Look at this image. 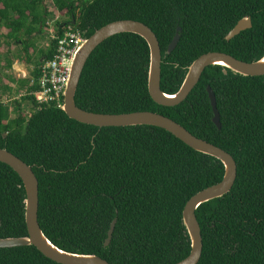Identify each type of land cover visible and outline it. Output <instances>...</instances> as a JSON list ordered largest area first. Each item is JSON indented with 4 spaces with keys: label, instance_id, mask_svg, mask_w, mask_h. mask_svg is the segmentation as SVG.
Listing matches in <instances>:
<instances>
[{
    "label": "trees",
    "instance_id": "1",
    "mask_svg": "<svg viewBox=\"0 0 264 264\" xmlns=\"http://www.w3.org/2000/svg\"><path fill=\"white\" fill-rule=\"evenodd\" d=\"M43 3L0 0V43L6 54L9 47H19L20 61L34 62L33 83L14 103L15 117L9 118L8 107L0 103V150L28 166L35 177L36 222L42 235L61 251L92 255L107 264H176L189 252L182 208L194 194L220 181L221 164L154 127L98 129L69 120L53 106L37 105L30 93L37 89L42 62L55 48L50 40L44 50H35L36 37L50 15ZM52 4L61 17V23L54 24L57 37L66 26L84 39L116 21L147 27L158 44L159 91L165 95L178 90L187 67L203 54L222 53L243 63L264 55V0ZM243 18L249 19L250 28L225 42L224 36ZM175 28L178 40L167 54ZM29 50L36 56L31 58ZM4 62L9 68L10 62ZM147 69L148 50L141 38L109 37L86 59L73 104L92 114H157L228 154L235 164L229 192L194 211L201 239L197 264H264V76L241 77L228 70L223 74L222 68L210 66L180 104L164 108L147 94ZM206 87L214 97L218 130L211 123ZM5 90L0 79V92ZM22 103L29 105L27 116ZM23 199L20 180L0 164V239L26 236ZM113 220L109 243L103 247ZM0 264L55 263L26 246L0 249Z\"/></svg>",
    "mask_w": 264,
    "mask_h": 264
},
{
    "label": "water",
    "instance_id": "2",
    "mask_svg": "<svg viewBox=\"0 0 264 264\" xmlns=\"http://www.w3.org/2000/svg\"><path fill=\"white\" fill-rule=\"evenodd\" d=\"M73 25V22H72ZM250 28L248 18L239 20L224 36L225 42ZM179 28H175L173 37L166 48L170 53L177 40ZM118 34H133L141 38L148 50V69L146 76V90L150 100L157 106L171 108L180 104L199 80L203 70L216 66L239 75L241 77L264 76V55L255 62L243 63L222 53L211 52L197 57L187 67L178 90L172 95H165L159 91V48L154 35L144 25L134 21H116L109 23L94 31L84 40L83 44L74 55L68 79L62 94L61 111L74 122L95 128H123L134 126L154 127L171 135L192 151L211 157L218 161L223 169L220 181L207 187L190 197L181 211V222L189 241L188 255L176 264H197L201 253V239L199 228L194 218V211L198 206L208 201L217 199L227 194L235 179V164L231 157L222 150L206 142L196 139L183 128L171 120L157 114L148 112H135L121 115L92 114L77 109L73 104V96L79 80L82 67L90 53L104 40ZM211 110V123L218 130L220 128L215 101L209 87L205 88ZM0 164L8 167L21 182L23 199V221L26 236L16 239H0V249L16 247H33L41 256L55 264H107L95 256L77 255L67 253L53 246L41 233L37 222V182L31 169L17 158L0 150ZM114 220L110 223L103 247L107 246L113 230Z\"/></svg>",
    "mask_w": 264,
    "mask_h": 264
},
{
    "label": "built area",
    "instance_id": "3",
    "mask_svg": "<svg viewBox=\"0 0 264 264\" xmlns=\"http://www.w3.org/2000/svg\"><path fill=\"white\" fill-rule=\"evenodd\" d=\"M61 32L60 37L50 36V40L55 41L54 51L49 60L42 62L35 82L37 89L30 93L37 105L57 109L62 106V94L74 55L85 40L73 27L66 26Z\"/></svg>",
    "mask_w": 264,
    "mask_h": 264
},
{
    "label": "rangeland",
    "instance_id": "4",
    "mask_svg": "<svg viewBox=\"0 0 264 264\" xmlns=\"http://www.w3.org/2000/svg\"><path fill=\"white\" fill-rule=\"evenodd\" d=\"M43 5L46 8V10H48L50 12V15L45 19V21H47L49 23V21H51L56 15L53 12L54 7H53V4H52V0H44ZM59 19L61 20V17ZM53 28H55V26L49 27L46 30V33L44 31H42V33L39 36L36 37V46H37L36 48L37 49H35V50H39V49L40 50H44L46 48V45L48 43L47 39L49 38V36H51V30H53ZM0 34H2V30L1 29H0ZM0 46H2V43H0ZM8 51H9V54L7 55L5 47H2V49L0 50V68H1L0 69V75H1L0 79L5 78V80H6V79H8V75H10L11 78H13V79L20 78L21 75H20L19 71L28 72V74H29V70L31 68L30 67H27L28 69L24 68V66H22L20 63H18V60H16V61L12 60L11 61L12 65L10 67V70H8V71L5 70V62H4V60L10 61V58H12L13 56L18 57L19 59L23 58V54L20 51L19 47H13L12 49H9ZM35 54H37V53H35ZM33 56H34V52L31 53V57H33ZM14 70H17V72H14ZM6 81H8V80H6ZM13 85L14 84L10 83L8 85V87L10 86V88H14ZM11 90H12L11 92H8V93L6 92V93H1L0 94V103H2V104H4L5 106L8 107V109H9V118H14L15 115H13L12 109L14 107V103L19 101L20 97L18 98V96L20 94H17V92H15L14 89H11ZM28 106L29 105L24 104V103L21 104V112L23 114H25L26 116L29 113Z\"/></svg>",
    "mask_w": 264,
    "mask_h": 264
},
{
    "label": "crops",
    "instance_id": "5",
    "mask_svg": "<svg viewBox=\"0 0 264 264\" xmlns=\"http://www.w3.org/2000/svg\"><path fill=\"white\" fill-rule=\"evenodd\" d=\"M52 13V12H51ZM53 14V13H52ZM56 15H55V17L51 20V21H49V23L47 22V21H45L44 22V26H45V30H43L45 33H46V30L49 28V27H51V26H54V24L55 23H61L59 20V18H60V14L59 13H55ZM56 25V24H55ZM2 30V29H1ZM55 31H56V26H55V28H53V30H51V35L53 34H55ZM4 33V31L2 30V34ZM48 41H50V36H49V38L47 39ZM47 46V45H46ZM2 47H5L4 45H2L1 46V48H0V50L2 49ZM13 47H15V46H11V47H9V49H12ZM37 46H36V44H35V49H37L36 48ZM6 48V47H5ZM32 51V50H31ZM30 50H29V54H30V56H31V52ZM36 51L34 52V57L36 56ZM31 58H33V57H31ZM12 60H14V61H16V60H18V63H20L22 66H24V68H27V67H30L31 69L29 70V74H28V72H24V71H19V73H20V75H21V77L20 78H17V79H13V78H11V76L10 75H8V79H6V80H8V81H6L5 80V78H2L1 79V85L4 87V88H7V90H5V91H2V92H0V94L1 93H8V92H11L12 90L11 89H14L15 90V92H17V94H20L19 96H18V98L19 97H21V96H23L24 95V93H25V91H26V87H30L31 86V84L33 83L32 82V80H31V77H30V73H31V71L33 70V68H34V62H33V60L29 63V64H24V63H22L21 61H20V59L19 58H17V59H14V58H10V67H11V65H12V63H11V61ZM39 64L42 62V59H40L39 61ZM10 67L9 68H5V70H10ZM28 69V68H27ZM18 70V69H17ZM17 70H14V72H17ZM27 74V75H26ZM0 78H1V75H0ZM12 80V81H11ZM36 81V80H35ZM20 82H24V86H22V87H20ZM25 82H28L27 83V85H26V83ZM10 83H12V84H14L13 85V87L14 88H10V86L8 87V85L10 84ZM12 87V86H11Z\"/></svg>",
    "mask_w": 264,
    "mask_h": 264
}]
</instances>
